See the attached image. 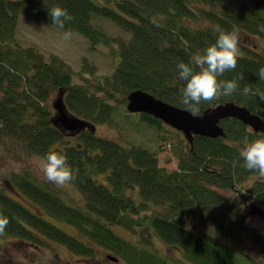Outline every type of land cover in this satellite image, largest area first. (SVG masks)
I'll list each match as a JSON object with an SVG mask.
<instances>
[{
  "label": "trees",
  "instance_id": "16d2710c",
  "mask_svg": "<svg viewBox=\"0 0 264 264\" xmlns=\"http://www.w3.org/2000/svg\"><path fill=\"white\" fill-rule=\"evenodd\" d=\"M22 5L50 27H55L51 9H66L72 20L65 23V30L83 36L92 47L114 46L119 61L113 73L96 77L86 59L76 73L55 55L46 60L37 49L20 46L16 31ZM97 19L112 24L129 40L110 37L94 24ZM217 26L235 30L239 39L249 42L240 46L235 70L219 77L233 80L242 74L243 79L233 94L202 102L199 115L234 103L264 121V101L255 95L257 90L264 92V80L258 76L264 47L259 50L255 44L264 43V0H0V145L10 139L40 158L50 151L66 154L69 165L79 170L70 183L83 197L82 204L68 205L53 186H42L27 173L13 174L8 183L18 189V197L0 186V213L9 219L0 238L36 249L44 239L50 240L85 262L93 258V246L98 244L109 251L105 264H172L167 254L150 251L147 237L138 234V241L131 243L114 227L130 233L145 229L192 264H262L234 243L245 235L264 257V236L246 227L248 204L264 207V178L244 168L232 147L257 139L260 133L237 120H224L225 138L195 136L192 147L187 143L185 152L176 155V170L168 172L142 145L102 139L88 130L72 145L68 133L50 121L48 101L54 93L62 97L69 114L94 127L122 121L127 97L135 91L188 111L181 102L185 82L179 79L177 65L189 63L215 43ZM244 87L252 93L244 94ZM132 115H139L149 127L162 125L149 115ZM233 161L239 163L233 166ZM95 177H101L100 182ZM44 216L73 226L78 236ZM201 227H215L220 236L193 232Z\"/></svg>",
  "mask_w": 264,
  "mask_h": 264
},
{
  "label": "rangeland",
  "instance_id": "374dc122",
  "mask_svg": "<svg viewBox=\"0 0 264 264\" xmlns=\"http://www.w3.org/2000/svg\"><path fill=\"white\" fill-rule=\"evenodd\" d=\"M94 24L101 26L110 37H119L124 41L129 40L127 35L115 30L112 24L102 19L95 20ZM16 41L23 48L37 49L46 60H48L50 55L59 57L76 73L80 71L82 60L86 59L89 64L95 67L96 71L94 74L96 77L110 76L119 61L113 55L114 46H112L113 50L103 45L92 47L87 39L74 33L71 38L65 40L62 31L56 27L47 26L37 20L33 9L26 5L20 7ZM247 43L249 42H243L239 39L238 48L242 45L247 46ZM255 44L259 50L264 47V43L260 40H256ZM57 97L58 95L54 93L48 101L53 116L55 115V111L52 105L57 100ZM125 110L126 113H124L125 115L122 117V121L116 120V124H112V126L97 125L95 127V136L120 143H122L121 139H126L136 145H142L143 148L157 155L160 168L168 172L176 170V155L185 152L187 145L183 134L162 122L160 127H149L140 121L139 115L128 113L126 107ZM70 141L73 145L74 143L80 142V138L70 139ZM40 159V157L33 156L22 150L21 146L15 143V141L10 139L4 140L0 145V186H7V182L10 181L13 174L24 175L27 173L38 184L42 186L45 184L47 186H53L59 192L60 198L68 203V205L74 202L75 204H82L83 197L71 183L57 186L45 178L40 166ZM93 179L100 182L101 177H95ZM21 200L22 203L26 202L25 199ZM260 207L264 209L263 206ZM44 219L51 222L60 230H64L70 235L78 236V230L73 226L61 221L49 219L47 216H44ZM246 227L254 229L264 236V218L255 216L247 217ZM114 230L119 236L131 243L138 241V234L143 235L144 238L147 237L150 243V251L154 250L161 255L167 254L172 264H192L186 260L181 252L175 249H168L154 236L150 235L149 232H145V229L138 230L136 233H130L118 227H114ZM193 232L198 235L209 234L220 236L215 227L195 228ZM241 238L243 240L240 242L237 241L234 244L246 255L256 261L261 260L260 263L264 264V257L260 250L254 247L245 235H242ZM26 244L13 241L11 238H0V260L3 263L5 262V264H105V259L109 252L102 246L95 244L93 246V258L85 262L83 258L73 257L65 246L50 240L44 239L43 246L40 249Z\"/></svg>",
  "mask_w": 264,
  "mask_h": 264
},
{
  "label": "clouds",
  "instance_id": "9594fccd",
  "mask_svg": "<svg viewBox=\"0 0 264 264\" xmlns=\"http://www.w3.org/2000/svg\"><path fill=\"white\" fill-rule=\"evenodd\" d=\"M53 26L62 30L65 40L73 35L71 29L65 30V23L72 20V16L66 9L55 6L49 13ZM264 30V29H262ZM218 37L215 43L204 49L202 54L195 55L189 63L180 62L177 65L179 79L185 82L180 89L181 102L192 115H199V105L219 100L222 96L231 95L239 87L238 80L243 79L241 74L238 79L221 80L225 72L233 71L237 65L239 55V37L233 30L226 32L219 26L216 27ZM260 80H264V66L258 70ZM244 94L252 93L250 87L243 88ZM255 95L264 101V92L256 91ZM250 131H253L250 128ZM239 157L243 160V167L254 171L258 176L264 178V133L259 138L249 141L245 139L242 143H233ZM239 161H233L235 166ZM40 166L45 178L57 186H63L75 180L78 169L72 168L66 154L58 151H50L40 159ZM9 219L0 213V233H3Z\"/></svg>",
  "mask_w": 264,
  "mask_h": 264
},
{
  "label": "water",
  "instance_id": "95a60500",
  "mask_svg": "<svg viewBox=\"0 0 264 264\" xmlns=\"http://www.w3.org/2000/svg\"><path fill=\"white\" fill-rule=\"evenodd\" d=\"M52 108L55 111V115L50 121L62 133L75 136L82 131L88 130L92 134H95L96 128L94 126L68 113L62 97L57 98ZM126 109L130 114L149 115L177 132L182 133L191 147L195 136L210 139L225 138L221 122L227 119L239 121L249 129L251 128L253 133H264V121L246 108L234 103L218 105L205 110L199 116H194L186 110L166 104L145 92L135 91L127 97ZM7 186L11 193L18 197L8 182ZM254 216L264 218V210L257 205L251 204L246 217ZM111 260L117 262V260Z\"/></svg>",
  "mask_w": 264,
  "mask_h": 264
},
{
  "label": "flooded vegetation",
  "instance_id": "af4514ba",
  "mask_svg": "<svg viewBox=\"0 0 264 264\" xmlns=\"http://www.w3.org/2000/svg\"><path fill=\"white\" fill-rule=\"evenodd\" d=\"M82 133H87V130L82 131V132H80L78 135H75V136H69V134H68V136L70 137V139H75V138H77L78 136H80ZM12 188H13L14 192L16 193V191H17L18 189H17L15 186L12 187ZM10 192H11V191H10ZM26 205H29V204L27 203Z\"/></svg>",
  "mask_w": 264,
  "mask_h": 264
},
{
  "label": "bare ground",
  "instance_id": "6f19581e",
  "mask_svg": "<svg viewBox=\"0 0 264 264\" xmlns=\"http://www.w3.org/2000/svg\"><path fill=\"white\" fill-rule=\"evenodd\" d=\"M187 141V140H186ZM188 143V142H187ZM189 144V143H188ZM249 206H250V204H249ZM249 206H248V208H249ZM258 206V205H257ZM260 207V206H259ZM260 208H262V207H260ZM263 209V208H262ZM264 210V209H263Z\"/></svg>",
  "mask_w": 264,
  "mask_h": 264
}]
</instances>
